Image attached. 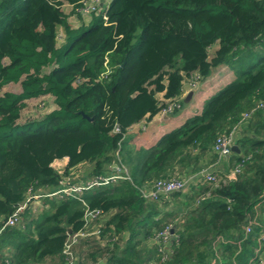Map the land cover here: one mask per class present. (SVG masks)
Masks as SVG:
<instances>
[{"label": "trees", "instance_id": "trees-1", "mask_svg": "<svg viewBox=\"0 0 264 264\" xmlns=\"http://www.w3.org/2000/svg\"><path fill=\"white\" fill-rule=\"evenodd\" d=\"M86 1L0 0V228L29 192L54 193L80 164L92 179L112 162L125 171L107 185L46 196L47 209L36 216L27 206L17 225L0 231V264H65L69 236L92 231L87 211L99 212L89 223L100 226L77 246L90 249L93 263L107 253L106 264H217L218 241L243 264L261 227L244 230L264 197V110L256 108L264 101V0H111L71 27L63 5L80 16ZM222 65L234 79L200 113L150 148L125 147L131 126L172 103L181 107L184 83ZM9 83L21 91L1 92ZM42 96L51 98V110L20 123L23 100ZM234 129L240 153L229 158L239 172L228 180L209 164L218 160L215 140ZM63 158L58 174L52 163ZM205 172L219 182L204 181ZM168 179L188 184L142 196ZM171 227L172 255L161 260L164 238L156 236ZM154 238L158 244L147 247Z\"/></svg>", "mask_w": 264, "mask_h": 264}, {"label": "crops", "instance_id": "crops-1", "mask_svg": "<svg viewBox=\"0 0 264 264\" xmlns=\"http://www.w3.org/2000/svg\"><path fill=\"white\" fill-rule=\"evenodd\" d=\"M65 8H69L75 12V9L68 4L63 5V10ZM65 13V12H64ZM76 13V12H75ZM77 15V14H76ZM69 18V17H68ZM69 21V19H68ZM234 79V74L227 66H218L212 69L210 75L205 78L204 80L196 83L192 88L188 87L187 83H184V90L181 94V107L180 109L174 110L172 112H161L156 116L152 117L151 119H145L140 121L139 123L131 126L127 133L125 134V147L131 150H139L141 148L147 149L153 146L163 135L170 132L171 130L181 126L187 119L191 118L192 116L200 113L204 103L211 98L216 93L223 90L230 82ZM161 96V95H160ZM240 153L238 150L232 151V153ZM230 156L224 159H218L215 163L209 164V168L211 172H216L219 176L228 175V172L232 170V162ZM68 159L63 158L59 160H55L52 163V167L55 168L57 173L62 174L65 170L67 165ZM213 170V171H212ZM122 171H125L124 168H120L119 164L112 162L110 166L105 171V176L111 175H119ZM90 167L85 164H80L75 168L69 171V179L63 177L64 183H69V185L79 186L83 185L86 182L90 181L92 177H89ZM190 182L195 183L196 180H191ZM188 184V182H187ZM186 184V186H187ZM185 186V187H186ZM63 185H60L62 188ZM46 197L42 196L41 198L34 199L28 205V212L27 214L29 217L36 216L39 212L43 211V209H47V206H44V199ZM60 198V197H59ZM263 199V198H262ZM258 202L255 206L253 217L251 221L254 225L261 227V233L264 230V200ZM37 200V201H35ZM32 204V206H31ZM90 225L88 229L92 231L88 232L90 235L97 234L98 230V223H87ZM100 226V225H99ZM91 227V228H90ZM94 230V231H93ZM87 233V234H88ZM260 233V235H261ZM88 234V235H89ZM173 234H168V237L164 239L163 242V257L170 258L172 255L171 251V242ZM127 238V234L124 233L121 236L119 242V249L124 246V241ZM223 242L222 240H219ZM106 240L100 241V245H105ZM158 244V240L154 238V240H150L145 242L147 247H152L154 244ZM225 243V242H224ZM217 241V245H215V249H217V264L229 263L231 262L234 264V260L231 258V253L229 250L224 249V244H219ZM235 245L239 246L240 242H236ZM72 255L75 259L83 262L84 264H106L108 259V254H103L101 259H96L97 262L93 263L91 260H88V253L90 249L87 248L86 245L84 246H77V244H73L70 247ZM236 253V252H235ZM214 261V260H213ZM212 261V263H213ZM57 264V263H54ZM156 264V263H152ZM243 264H264V238L257 239V246L253 249V252L248 258L243 262Z\"/></svg>", "mask_w": 264, "mask_h": 264}, {"label": "built area", "instance_id": "built-area-1", "mask_svg": "<svg viewBox=\"0 0 264 264\" xmlns=\"http://www.w3.org/2000/svg\"><path fill=\"white\" fill-rule=\"evenodd\" d=\"M83 6L79 7L76 9L77 12L82 14H89L92 11H95L97 9V2L96 0H88L86 2H83ZM198 76H195L194 78L190 77L186 83L188 87L192 88L196 83H198ZM256 108L263 109L264 110V101L260 102L257 104ZM180 109V104L179 103H172L169 105L163 112H172L174 110ZM254 110V109H253ZM251 110L249 113H246L242 116V120L248 119L250 115L252 114ZM115 131L117 132V129L115 128ZM234 138H235V129L231 131L229 134L226 135H221L219 136L213 145V152L217 155L218 159L226 158L228 157L231 152H232V147L234 143ZM239 172V166H236L231 170L228 175L226 176V179H233L235 175ZM203 177L205 178L204 181L210 182V183H218L219 179L212 174H209V172H205L203 174ZM118 179H121L120 175H111V176H104V177H97L94 178L88 182H86L83 185L79 186H74V185H69V183H64L65 181H62L61 184L63 185L62 188L59 190L55 191L54 193L51 194H46L42 195L41 192L36 191L34 193L29 192L27 197L25 198L24 202L20 205L17 206L16 210L12 215H10L6 220L4 221L2 227L0 228V231L3 230L5 227H11L14 225H17L19 221V216L21 212L34 200L37 198H41L42 196L46 197H54V196H59L62 197L63 195H69L72 196L75 193H79L82 190L88 189L92 186H99V185H107L109 183H112ZM224 182V181H223ZM186 182L185 181H179L176 179H168V180H159L156 181L152 187L149 190H143L142 196L144 198H156L159 194H164V193H171L174 191L181 190L185 186ZM264 200V197L263 199ZM99 216V212L97 211H87L85 214V223L90 222L91 220L97 218ZM252 222H250L246 228H245V233L250 232ZM172 228V227H171ZM170 229H165V231L162 234H159L156 236V238H159L162 236L164 239L167 238V233L169 234ZM88 234L84 232H79L76 233L72 236H69L67 243L65 244V249L63 251V254L65 255V264H84L83 262L75 259V257L72 255V252L70 250L71 245L77 244L81 238L86 236ZM260 238H264V230L260 235Z\"/></svg>", "mask_w": 264, "mask_h": 264}, {"label": "rangeland", "instance_id": "rangeland-1", "mask_svg": "<svg viewBox=\"0 0 264 264\" xmlns=\"http://www.w3.org/2000/svg\"><path fill=\"white\" fill-rule=\"evenodd\" d=\"M96 2L98 4L97 9L95 11L90 12V14H92V13H95L97 15L101 14L102 12L105 11V9L107 8V6L111 2V0H96ZM64 12L67 15V17H69L68 18L69 23H70L71 27H73V28H77L82 22H83V24H86L90 18V16L87 14H82L80 16H77L76 13L69 8H65ZM62 39H63V31H62V29H59V31H58V44L62 43ZM20 91H21V88H20L18 83L17 84L16 83H9V84L4 86V88L2 89L1 92H10V93L18 94ZM23 103H24V107L20 113V119H19L20 123H24L26 120H33V119L42 118L44 115H46L51 110L50 108L52 105L51 98L49 96H42L40 98L24 99ZM65 178H67V181H68L69 177H65ZM35 201H37V200H35ZM31 206H32V204H31ZM170 229H172V228H170ZM96 240H97V238H96Z\"/></svg>", "mask_w": 264, "mask_h": 264}, {"label": "water", "instance_id": "water-1", "mask_svg": "<svg viewBox=\"0 0 264 264\" xmlns=\"http://www.w3.org/2000/svg\"><path fill=\"white\" fill-rule=\"evenodd\" d=\"M85 117V116H84ZM232 151H238V148H237V146L236 145H233V147H232ZM123 172V171H122ZM169 233L170 234H173V228L172 229H170V231H169Z\"/></svg>", "mask_w": 264, "mask_h": 264}]
</instances>
